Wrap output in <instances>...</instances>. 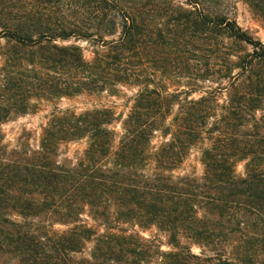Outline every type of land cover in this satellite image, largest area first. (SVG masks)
Returning a JSON list of instances; mask_svg holds the SVG:
<instances>
[{
    "label": "trees",
    "instance_id": "trees-1",
    "mask_svg": "<svg viewBox=\"0 0 264 264\" xmlns=\"http://www.w3.org/2000/svg\"><path fill=\"white\" fill-rule=\"evenodd\" d=\"M239 2L264 29V0H0V264H264V41ZM51 105L37 146L5 142Z\"/></svg>",
    "mask_w": 264,
    "mask_h": 264
},
{
    "label": "rangeland",
    "instance_id": "rangeland-1",
    "mask_svg": "<svg viewBox=\"0 0 264 264\" xmlns=\"http://www.w3.org/2000/svg\"><path fill=\"white\" fill-rule=\"evenodd\" d=\"M235 16L239 24L246 30H249L255 36L261 38L264 41V29L261 27L260 23L256 20V18L251 14L250 10L243 3H237L235 10ZM88 55V54H87ZM90 100L85 97L76 98L73 100L63 99L57 102L58 107L62 109L76 107L79 109H83L86 106H89ZM54 106L45 107V111L37 112L36 114H31L22 118H18L17 120L5 124L3 126V132L6 136L5 142L15 145L19 138L24 133V129L31 130L32 134L29 136V142L33 146H37L39 144V138L41 134V126L46 124L48 119L45 118L46 114L52 112ZM84 148L83 144L72 145L70 147V154H67L68 157H72L74 151L79 150L82 151ZM67 155L61 156L58 160L64 162L67 158ZM242 168H239L241 171ZM186 173H192L200 176L202 174V166L200 165L196 156H193L191 160L188 162L186 168ZM58 229H63L62 227H58ZM150 233H146V236H149ZM163 240H165L163 238ZM165 247V246H164ZM166 249V248H165ZM196 254L199 253L198 248H194L193 250Z\"/></svg>",
    "mask_w": 264,
    "mask_h": 264
}]
</instances>
